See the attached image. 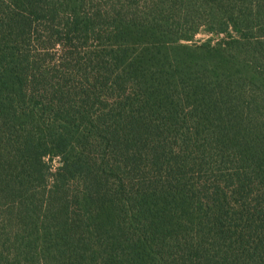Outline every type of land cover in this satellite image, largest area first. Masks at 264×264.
<instances>
[{"label":"trees","instance_id":"16d2710c","mask_svg":"<svg viewBox=\"0 0 264 264\" xmlns=\"http://www.w3.org/2000/svg\"><path fill=\"white\" fill-rule=\"evenodd\" d=\"M0 264H264V0H0Z\"/></svg>","mask_w":264,"mask_h":264},{"label":"rangeland","instance_id":"374dc122","mask_svg":"<svg viewBox=\"0 0 264 264\" xmlns=\"http://www.w3.org/2000/svg\"><path fill=\"white\" fill-rule=\"evenodd\" d=\"M224 35L219 34L215 31H211L206 28H202L193 38L192 42H203V41H211L216 42L220 40ZM51 164L54 168H57L61 162L58 156H55L54 159L51 161Z\"/></svg>","mask_w":264,"mask_h":264}]
</instances>
